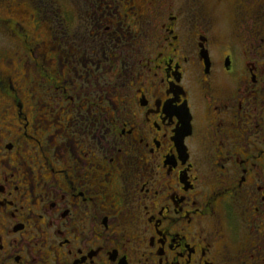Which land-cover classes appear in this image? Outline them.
<instances>
[{
  "label": "flooded vegetation",
  "instance_id": "flooded-vegetation-1",
  "mask_svg": "<svg viewBox=\"0 0 264 264\" xmlns=\"http://www.w3.org/2000/svg\"><path fill=\"white\" fill-rule=\"evenodd\" d=\"M17 6L0 264H264V0Z\"/></svg>",
  "mask_w": 264,
  "mask_h": 264
},
{
  "label": "rangeland",
  "instance_id": "rangeland-1",
  "mask_svg": "<svg viewBox=\"0 0 264 264\" xmlns=\"http://www.w3.org/2000/svg\"><path fill=\"white\" fill-rule=\"evenodd\" d=\"M18 0H0V66L7 56L12 52H17L18 45L15 43V37L12 32V24L7 20H14ZM10 24V26H9Z\"/></svg>",
  "mask_w": 264,
  "mask_h": 264
}]
</instances>
